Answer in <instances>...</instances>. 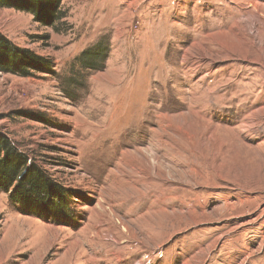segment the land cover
Segmentation results:
<instances>
[{
	"label": "rangeland",
	"instance_id": "rangeland-1",
	"mask_svg": "<svg viewBox=\"0 0 264 264\" xmlns=\"http://www.w3.org/2000/svg\"><path fill=\"white\" fill-rule=\"evenodd\" d=\"M61 12L0 7V35L53 70L0 72V131L68 196L47 220L0 192V264H264V0Z\"/></svg>",
	"mask_w": 264,
	"mask_h": 264
},
{
	"label": "trees",
	"instance_id": "trees-1",
	"mask_svg": "<svg viewBox=\"0 0 264 264\" xmlns=\"http://www.w3.org/2000/svg\"><path fill=\"white\" fill-rule=\"evenodd\" d=\"M63 0H0V7L31 14L34 21L54 28L62 20ZM107 57L103 42L94 49L83 51L76 58L79 68L100 71ZM52 64L29 50L16 48L0 35V72L27 78L34 74H51ZM40 119V118H38ZM0 192L20 204L25 213L47 220L61 219L68 196L34 160L0 131Z\"/></svg>",
	"mask_w": 264,
	"mask_h": 264
}]
</instances>
